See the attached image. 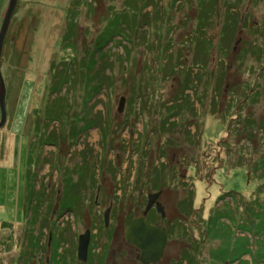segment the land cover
Listing matches in <instances>:
<instances>
[{
  "label": "rangeland",
  "instance_id": "obj_1",
  "mask_svg": "<svg viewBox=\"0 0 264 264\" xmlns=\"http://www.w3.org/2000/svg\"><path fill=\"white\" fill-rule=\"evenodd\" d=\"M251 41H264V0H19L1 64L0 224L21 234L27 196L28 248L0 260L139 264L126 232L162 191L148 217L170 231L157 264H221L228 244L246 254L234 264H264V56Z\"/></svg>",
  "mask_w": 264,
  "mask_h": 264
},
{
  "label": "water",
  "instance_id": "obj_2",
  "mask_svg": "<svg viewBox=\"0 0 264 264\" xmlns=\"http://www.w3.org/2000/svg\"><path fill=\"white\" fill-rule=\"evenodd\" d=\"M19 0H10L8 10L4 17V21L0 31V109H1V122L0 129H3L8 122L7 111V89L2 74V54L7 37L8 31L11 26L12 19L17 9ZM126 98L121 99L119 112H123ZM162 196V191L152 193L149 195L148 205L142 216L136 217L126 232V242L141 251L142 264H157L164 257L165 250L168 245L169 236L168 230L163 225H151L147 222V215L151 209L157 205V202ZM111 208L105 213V223L108 227L110 222ZM162 216L165 214L160 208ZM91 231H86L83 235L79 236L78 258L82 262H87L89 257V249L91 244Z\"/></svg>",
  "mask_w": 264,
  "mask_h": 264
},
{
  "label": "flooded vegetation",
  "instance_id": "obj_3",
  "mask_svg": "<svg viewBox=\"0 0 264 264\" xmlns=\"http://www.w3.org/2000/svg\"><path fill=\"white\" fill-rule=\"evenodd\" d=\"M27 195H28V193H27ZM3 198H4V196L2 195V192L0 191V201L1 200H3ZM160 201V200H159ZM158 201V202H159ZM25 205H24V222H23V224H24V229H23V231L21 232V234H19L20 235V237H19V235L17 236V234H16V231L14 230V227H13V224H11V223H7V222H4V223H1L0 224V230H3V231H6V234H5V236H0V256H2L3 255V257H6V255H10V254H12V248L10 249V248H8L9 246L11 247H14V246H16V243H20L21 244V246L23 247L22 249H23V251H25V253L27 252L26 250H27V248H28V199H27V196H25ZM158 202H157V206H154L152 209H151V211H150V213L148 214V216H147V222L149 223V224H151V225H160V224H153L152 222H150V220H149V215L152 213V212H154V211H157V209H158ZM161 203V202H160ZM160 207H163L162 206V204H160ZM164 208V207H163ZM165 214H166V212H165ZM163 217V216H162ZM176 216H174V217H171V219H173V220H176L177 218H175ZM209 218H211V217H209ZM166 218H164L163 217V220H165ZM181 220V219H180ZM175 222V221H174ZM162 225V224H161ZM164 226V225H163ZM166 227V226H165ZM167 228V227H166ZM167 230H168V236L170 235L169 234V229L167 228ZM250 233H252V230H250L249 231ZM228 234H230V232H228ZM4 235V234H3ZM18 237H19V239H18ZM22 240H23V242H22ZM169 241H170V236H169ZM222 242V241H221ZM169 243V242H168ZM251 247V245H249V248ZM225 253H224V255H226L227 256V258H229L227 261H225V262H223V263H221V264H234L235 262H240L239 261V259L241 258L240 257V255H243V256H245L246 254H241V252H239L237 249H236V247L234 246V245H231L230 246V244H228V245H226L225 246ZM139 252V256L137 257V262H139V264H142L141 263V251L139 250L138 251ZM23 253V254H22ZM21 253V255H20V264H25L26 262V258H25V256H24V252H22ZM238 253H239V255H238ZM197 252L192 256L190 253L187 255V256H185V257H187V259L186 260H188L189 261V264H200L201 262V259L200 260H198V258H197ZM239 256L240 258H235L234 259V257H236V256ZM250 255V254H249ZM164 256H165V254H164ZM232 256V258H230ZM251 257V256H250ZM164 258V257H163ZM25 262V263H24ZM0 264H7L6 263V261L3 259V260H0ZM8 264H11V262L10 263H8ZM27 264V263H26Z\"/></svg>",
  "mask_w": 264,
  "mask_h": 264
},
{
  "label": "trees",
  "instance_id": "obj_4",
  "mask_svg": "<svg viewBox=\"0 0 264 264\" xmlns=\"http://www.w3.org/2000/svg\"><path fill=\"white\" fill-rule=\"evenodd\" d=\"M234 14H228V16H227V18H226V21H227V27H226V29H224V31H223V37L225 38V39H229V38H232L233 36H234V34H236V29H235V31H232V30H230V29H228V27H229V23H232V21H235V23H237L238 24V22H236L237 21V18H235L234 16H233ZM245 19V18H244ZM237 30H238V28H237ZM230 40V39H229ZM247 45H251V47H254L255 48V52H257V55L258 56H260L259 57V59L262 57V56H264V41L262 42V43H258V42H256L255 41V44H252V41L250 42V44H247ZM209 46V45H208ZM222 74H223V72H221V74H219V80H221L220 78H221V76H222ZM201 75V74H200ZM263 76V74L261 75V77ZM193 78L190 76V84H191V81H194V80H192ZM199 81V77H198V79H196V81ZM187 86V85H186ZM257 87L259 88L260 87V85H259V83H257ZM259 96L260 95H258L257 93L252 97V98H259ZM247 99V100H246ZM250 99V100H249ZM245 102L248 104L250 101H251V97H248V96H246V98H245ZM246 103L244 104V105H246ZM243 105V104H242ZM242 105H241V107H242ZM243 105V106H244ZM241 107L239 108V110L241 109ZM239 110H237V112L239 111ZM48 112H49V110H48ZM239 113V112H238ZM50 116V115H49ZM54 117H56L55 115H54ZM244 128H247L246 126L244 127ZM44 136V135H43ZM185 200H187V198L185 197V199L181 202V203H185L184 201ZM67 209H71L70 207H68ZM64 210V209H63ZM56 244L57 245V243H58V238H56V236H54V238H53V244ZM50 244H51V242H50ZM50 244H48V245H50ZM230 246H231V244H230ZM59 246L57 245V248H58ZM261 252V251H260ZM264 252V251H263ZM241 254H242V252H241ZM239 255V254H238ZM236 256L235 258H239V256ZM58 257H60V255L58 254L57 255ZM264 256V255H263ZM56 256L54 255V263H55V260H56ZM256 258H257V253H256ZM53 263V264H54ZM55 264H58V263H55Z\"/></svg>",
  "mask_w": 264,
  "mask_h": 264
},
{
  "label": "bare ground",
  "instance_id": "obj_5",
  "mask_svg": "<svg viewBox=\"0 0 264 264\" xmlns=\"http://www.w3.org/2000/svg\"><path fill=\"white\" fill-rule=\"evenodd\" d=\"M1 122V121H0ZM7 124V123H6ZM6 126V125H5ZM85 263V262H84Z\"/></svg>",
  "mask_w": 264,
  "mask_h": 264
}]
</instances>
